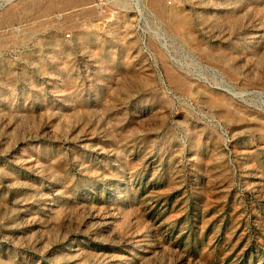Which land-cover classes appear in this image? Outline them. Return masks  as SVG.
I'll return each instance as SVG.
<instances>
[{
  "label": "rangeland",
  "instance_id": "374dc122",
  "mask_svg": "<svg viewBox=\"0 0 264 264\" xmlns=\"http://www.w3.org/2000/svg\"><path fill=\"white\" fill-rule=\"evenodd\" d=\"M0 264H264V0H0Z\"/></svg>",
  "mask_w": 264,
  "mask_h": 264
}]
</instances>
